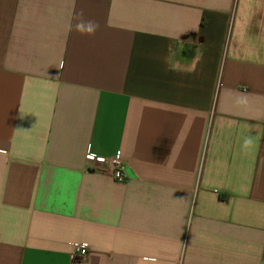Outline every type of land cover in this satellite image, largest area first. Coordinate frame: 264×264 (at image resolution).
Listing matches in <instances>:
<instances>
[{"label": "crops", "instance_id": "obj_1", "mask_svg": "<svg viewBox=\"0 0 264 264\" xmlns=\"http://www.w3.org/2000/svg\"><path fill=\"white\" fill-rule=\"evenodd\" d=\"M0 264H264V0H0Z\"/></svg>", "mask_w": 264, "mask_h": 264}, {"label": "built area", "instance_id": "obj_2", "mask_svg": "<svg viewBox=\"0 0 264 264\" xmlns=\"http://www.w3.org/2000/svg\"><path fill=\"white\" fill-rule=\"evenodd\" d=\"M93 158V156H88ZM98 161L102 163L105 169L114 177L115 180L123 182L125 180V163L119 154L110 158H98ZM89 247L86 244H81L77 247L72 258L75 261H86L89 256Z\"/></svg>", "mask_w": 264, "mask_h": 264}, {"label": "clouds", "instance_id": "obj_3", "mask_svg": "<svg viewBox=\"0 0 264 264\" xmlns=\"http://www.w3.org/2000/svg\"><path fill=\"white\" fill-rule=\"evenodd\" d=\"M99 24L94 20H85L81 12L78 17V22L75 24V30L82 35H93L99 29ZM255 144V137L245 136L242 141V148L247 151Z\"/></svg>", "mask_w": 264, "mask_h": 264}]
</instances>
